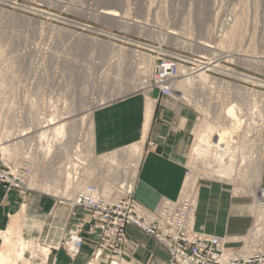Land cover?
<instances>
[{
    "label": "rangeland",
    "instance_id": "1",
    "mask_svg": "<svg viewBox=\"0 0 264 264\" xmlns=\"http://www.w3.org/2000/svg\"><path fill=\"white\" fill-rule=\"evenodd\" d=\"M263 14L264 0H0V126H6L17 134L25 129L31 131L35 124L50 119L57 121L68 113L72 115L88 107L91 101L104 99V104L141 90L149 91L145 86L150 79L156 54L180 58L182 68L189 72L218 56L217 63L222 69L206 71L211 81L264 94V86L245 82L223 70L249 76L264 84V22L259 18ZM242 15L246 21L238 22L230 33H227L228 26L221 28L223 21H235ZM257 18L259 22H253ZM69 35L76 38L75 41ZM80 39L100 43L106 48L99 49V45L80 48L76 45ZM198 44L217 49L219 53L201 51L196 47ZM221 53L222 56L215 55ZM143 56L151 58V62H142L140 58ZM146 78L147 82L141 85L140 82ZM185 78L178 75L173 86L176 81ZM216 83L205 85V97L225 92ZM170 99L187 104L197 115L186 160L188 174L200 170L196 173V186L200 179L219 180L228 183L234 194V189L238 187L234 180L230 183L207 177L201 171L203 161L193 160L195 128L210 116L202 110L199 93L191 90L181 97L174 91V98ZM98 106H91V116ZM72 127L76 129L73 138L66 135L60 144L64 158L73 159L72 153L77 149L84 159L80 161L84 173L80 172L74 184L77 191L88 184L100 185V188L108 184L113 187L108 195L113 193L115 196L119 184L134 181L131 179L133 156L137 147L141 151L139 146L103 157L95 154L92 157L84 146L89 139H84L85 135L80 131L82 126L77 123ZM32 135L30 133L19 140ZM19 140L2 141L0 147ZM38 142L37 138L22 141L12 146L9 152L14 163L24 162L31 168L30 191L22 196L31 192L41 193L55 198L58 203H68L70 198L55 196L43 186L50 185L56 178L47 176L46 169L40 165L41 157L36 151ZM212 153L206 163L212 164ZM222 156L221 164L231 165V155ZM64 158L59 162L64 163ZM250 186L253 187V184ZM256 190L264 191L262 181ZM256 190L250 195L237 189L235 194L250 210L254 224L257 221L256 200L253 198ZM11 224L18 228L16 220ZM58 236L61 238L60 234ZM16 239L17 243L19 239ZM50 244L55 243L47 242L46 246L39 241L32 243V249L24 253L26 260H20L18 264H35L31 261L33 259L46 262L47 257L45 259L40 253V248L46 249ZM14 248L15 244H4L2 241L1 249L12 252ZM92 260L93 257L89 264ZM113 261L116 260L104 254L98 263L111 264ZM117 262L125 264L124 258Z\"/></svg>",
    "mask_w": 264,
    "mask_h": 264
},
{
    "label": "crops",
    "instance_id": "2",
    "mask_svg": "<svg viewBox=\"0 0 264 264\" xmlns=\"http://www.w3.org/2000/svg\"><path fill=\"white\" fill-rule=\"evenodd\" d=\"M196 119L193 108L162 97L157 90L135 92L93 111L94 154L103 157L139 146L141 155L131 185L132 198L149 210H156L165 200L175 201L181 196ZM133 157L135 167L137 156ZM261 165L264 184V151ZM12 220L21 224L18 225L20 234L27 236L31 230V235L39 242L54 244L60 239L59 234L63 237L78 230L83 236L84 245L76 258L71 259L58 249L52 251L44 263L31 260L35 264H89L97 237L90 228L92 220L84 210L71 208L66 202L58 203L55 198L41 193L22 196L12 190L4 194L0 186V236ZM253 224L250 210L242 198L232 193L228 183L200 179L196 186V231L223 238L226 249L233 251L239 248ZM125 233L128 238L123 247L125 264H168V251L152 237L133 226H127ZM1 245L0 237V249Z\"/></svg>",
    "mask_w": 264,
    "mask_h": 264
},
{
    "label": "bare ground",
    "instance_id": "3",
    "mask_svg": "<svg viewBox=\"0 0 264 264\" xmlns=\"http://www.w3.org/2000/svg\"><path fill=\"white\" fill-rule=\"evenodd\" d=\"M259 18L262 22H264V14ZM23 21L25 20L23 19ZM245 21L246 17L242 15L235 21H223L221 28H223L224 25H226V27L228 26L227 30L229 31L227 33H230L238 22L244 23ZM257 21L259 22L258 18L253 19V22L257 23ZM77 41L78 43L76 45H78L80 48H86L87 46L95 47L96 45L98 46L100 44H96L87 39H80ZM99 46V49L106 48L102 45ZM196 47L201 51L209 50L214 53H219L217 52V49H210L204 45L198 44ZM215 55L222 56V53ZM216 57L215 60L205 63L193 72H189L187 69H183L181 67L179 76L181 78H186L180 81H176L175 86H173V90L177 92L181 97L187 94L189 91L195 90L199 93L203 112L210 114L207 121H203L200 126L195 128L196 144L194 148H192V153L193 160L198 159L203 161V163H201V171L210 178L227 180L230 183L235 181V184L238 187L235 185L237 188L234 189V194H236L237 189H242L247 191L248 194L253 195V190H256L261 182V164L263 161L264 151V135H262L264 133V94L249 88L230 85L229 83H221L219 81L218 83H216L214 81H211V79L207 76L206 71H218V69H222L217 63L219 57ZM140 60L147 63L151 62V58L145 56L141 57ZM223 70L228 72L230 75H233V77L242 79L245 82L264 86V84L259 83L256 79L249 76L237 74L226 69ZM146 82L147 78L145 81H141L140 84L144 85V83ZM215 83L219 87V89H224L225 92L221 94L218 93L217 95L208 94L207 97H205V85H215ZM146 87L147 84L145 88ZM103 101L104 99H101L100 102L91 101L88 107H84L72 115L68 113V115L59 118L57 121H54L53 119L42 121L33 126V131L25 129L21 131L22 134L20 132L18 134L13 133L6 126H0V144H2V141L3 143H6L17 139L19 140L22 139V137L33 133V135L27 139L19 140L15 143L5 145L2 148L0 147V151H2V153L8 158V160L14 161L11 159L9 153L11 147L19 144L22 141H27L31 138H37L39 140V145L36 151L39 157H41L40 165L46 169L47 176H53L54 178H56L55 181L50 185L43 186L47 189L48 192L54 194L55 196L74 199L76 195L85 188L84 186L77 191L74 185L75 182L79 179V175H81L80 172L82 174L84 173V168L80 165V163L82 164V162L80 161H84V159L81 157L80 151H78L77 149H75V151L72 153L74 157L73 159H69V157L66 156L64 158L63 146L60 144V140H63L66 135L67 137H70V139L73 138L76 129H74L72 126H75V124L79 123L80 127L82 126L80 131H82V133L85 135L84 139H89V142H83L85 144L84 146L87 148L89 156L93 157L94 150L91 143V113H89V111L91 110V106L95 104H99L100 106ZM235 101L238 103H243L234 104L233 102ZM78 141L80 140L78 139ZM134 151H136L134 153L137 156V160L135 167L133 168L134 172H132V180H134L136 177V168L141 155V151L138 147L134 149ZM212 151V164L210 162L206 163L207 157ZM52 153L54 155H51ZM225 154L231 155V165L221 164V156ZM63 158L65 162L60 163V159L62 160ZM191 165H193L192 162ZM240 166L243 167L239 168ZM123 172L125 173L126 171L123 170ZM196 173H187L181 196H188L192 197L193 199L195 198V186L197 180ZM249 173H252L250 175V180ZM133 182H125V184L122 186L124 189H127L128 184H130L131 186ZM250 184H253V187L250 186ZM96 186L102 191V194L105 196H108V191L113 188L108 184L103 185L102 188L99 187L100 185ZM259 193L260 192H257L256 190V193L253 197L256 200L255 206L257 208V221L255 228L258 229V231L262 232L264 231V206L262 205L264 204V199L261 200L257 197L259 196ZM261 201L263 203H261ZM18 222L16 220V223ZM18 225L21 224L18 223ZM34 225L37 226V223H34ZM28 233L29 235L23 236L22 234H20V227L18 226V228H16L12 225L8 229H6L3 234H1L0 237L2 238L3 243L15 244V248L12 252L0 249V264H18V261L26 260L24 257L25 251L32 249V247H30L32 243L38 242L37 238L31 235V230ZM17 237L19 240L16 243ZM40 251V253L44 254V257L46 258L48 252L47 249L40 248ZM111 264L119 263L117 261H113Z\"/></svg>",
    "mask_w": 264,
    "mask_h": 264
},
{
    "label": "built area",
    "instance_id": "4",
    "mask_svg": "<svg viewBox=\"0 0 264 264\" xmlns=\"http://www.w3.org/2000/svg\"><path fill=\"white\" fill-rule=\"evenodd\" d=\"M156 55L146 89L157 90L162 97L174 98L173 83L183 61L171 55ZM30 179L28 164L14 163L0 152V186L4 194L16 190L25 195L30 191ZM122 185H118L117 195L105 196L97 186L88 184L68 202L71 208L84 210L92 220L90 228L97 237L92 264H99L104 254L116 261L124 257L123 247L128 243L127 226L137 228L164 247L169 253L168 264H264V231H258L256 223L239 248L230 251L223 238L195 230L196 196L194 199L180 196L175 201L165 200L158 209L149 210L132 198L130 184L125 190ZM259 199H264V191L259 193ZM45 243L43 241L42 245L46 246ZM83 245L84 238L79 230L69 232L54 245H47V257L52 251L62 249L74 259Z\"/></svg>",
    "mask_w": 264,
    "mask_h": 264
}]
</instances>
